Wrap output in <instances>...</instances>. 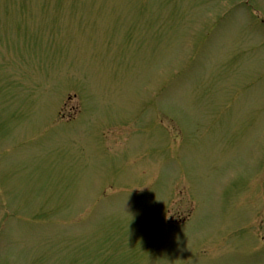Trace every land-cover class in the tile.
<instances>
[{"label":"rangeland","instance_id":"rangeland-1","mask_svg":"<svg viewBox=\"0 0 264 264\" xmlns=\"http://www.w3.org/2000/svg\"><path fill=\"white\" fill-rule=\"evenodd\" d=\"M0 264H264V0H0Z\"/></svg>","mask_w":264,"mask_h":264}]
</instances>
